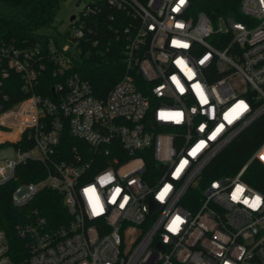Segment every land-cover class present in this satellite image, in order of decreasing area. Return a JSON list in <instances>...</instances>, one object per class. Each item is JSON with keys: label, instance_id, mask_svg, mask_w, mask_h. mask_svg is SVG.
Listing matches in <instances>:
<instances>
[{"label": "built area", "instance_id": "obj_1", "mask_svg": "<svg viewBox=\"0 0 264 264\" xmlns=\"http://www.w3.org/2000/svg\"><path fill=\"white\" fill-rule=\"evenodd\" d=\"M207 1L90 0L59 45L0 42V145L15 150L0 186L28 161L46 168L12 190L24 210L13 233L0 214V264H264V180L245 178L254 161L264 169V141L215 175L264 119V0H240L236 15ZM106 7L126 36L124 73L99 96L73 67L84 45L101 46ZM66 132L81 142L63 155ZM45 189L64 214L40 207Z\"/></svg>", "mask_w": 264, "mask_h": 264}, {"label": "trees", "instance_id": "obj_2", "mask_svg": "<svg viewBox=\"0 0 264 264\" xmlns=\"http://www.w3.org/2000/svg\"><path fill=\"white\" fill-rule=\"evenodd\" d=\"M61 2L64 0H0V42L16 40L26 46L41 45L44 49L48 42L54 37L59 45L56 35H48L40 30L51 27L54 22ZM240 0H210L206 5L217 12L229 13L239 7ZM208 7V8H209ZM210 9V8H209ZM208 9V10H209ZM104 14L100 16V40L101 46L92 48L91 53L86 55L88 45L83 46L82 53L75 59L73 69L90 80L95 88L96 94L105 96L106 93L122 78L124 73V47L126 36L119 28V22L109 21L108 12H115L106 7ZM238 19L239 16H237ZM93 20V19H92ZM115 30H114V29ZM107 47L109 49L107 50ZM48 63V62H47ZM53 64H48V70L40 79L39 91L49 95L51 86L59 79L52 76ZM11 93V89H8ZM24 95L14 97L13 100L22 98ZM264 141V119L259 120L254 127L247 130L225 153L217 160L220 170L215 175L232 173L238 170L248 161L253 150ZM66 132L58 145L61 154L72 150L73 145L80 144ZM2 145H0L1 148ZM23 148H30L31 144L21 143ZM151 151H140L137 154L146 157L148 167H152ZM46 168L39 161H28L21 164L17 169L18 179L4 186H0V214L3 216L1 225L6 227L11 233L14 232V225L22 217L24 210L15 207L10 201V195L14 187L23 181L37 180L44 176ZM253 186L261 188V180H264V169L259 161H254L245 176ZM45 201L40 207L51 216H61L64 214L61 195L54 191L45 189Z\"/></svg>", "mask_w": 264, "mask_h": 264}, {"label": "rangeland", "instance_id": "obj_3", "mask_svg": "<svg viewBox=\"0 0 264 264\" xmlns=\"http://www.w3.org/2000/svg\"><path fill=\"white\" fill-rule=\"evenodd\" d=\"M90 0H82L81 4L76 6L78 0H64L61 2L60 7L55 16L54 22L51 27L42 28L40 31L48 35H56L58 33H66L72 28L71 16H79L82 7L85 3H88ZM15 155V150L10 145H3L0 148V160L5 157H12Z\"/></svg>", "mask_w": 264, "mask_h": 264}, {"label": "water", "instance_id": "obj_4", "mask_svg": "<svg viewBox=\"0 0 264 264\" xmlns=\"http://www.w3.org/2000/svg\"><path fill=\"white\" fill-rule=\"evenodd\" d=\"M80 1H81V0H78L76 6L79 5ZM75 17H76V15H72L71 18H70V20L73 21V20L75 19Z\"/></svg>", "mask_w": 264, "mask_h": 264}, {"label": "snow or ice", "instance_id": "obj_5", "mask_svg": "<svg viewBox=\"0 0 264 264\" xmlns=\"http://www.w3.org/2000/svg\"><path fill=\"white\" fill-rule=\"evenodd\" d=\"M181 2H183V0H181Z\"/></svg>", "mask_w": 264, "mask_h": 264}]
</instances>
